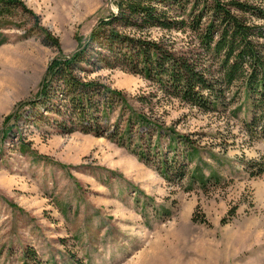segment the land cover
Here are the masks:
<instances>
[{
  "label": "rangeland",
  "instance_id": "374dc122",
  "mask_svg": "<svg viewBox=\"0 0 264 264\" xmlns=\"http://www.w3.org/2000/svg\"><path fill=\"white\" fill-rule=\"evenodd\" d=\"M13 4L0 24V264H264V173L249 172L264 163V143L245 126L253 94L225 83L220 57L199 47L198 31L151 35L208 70L207 109L121 67L78 65L77 75L122 91L129 108L160 125L121 139L122 125L111 139L121 107L102 121L103 134L67 132L62 83L52 82L48 101L38 92L50 61L71 56L116 11L113 0ZM244 18L264 43V19ZM42 28L59 46L41 41ZM142 95L147 103L136 101Z\"/></svg>",
  "mask_w": 264,
  "mask_h": 264
},
{
  "label": "trees",
  "instance_id": "16d2710c",
  "mask_svg": "<svg viewBox=\"0 0 264 264\" xmlns=\"http://www.w3.org/2000/svg\"><path fill=\"white\" fill-rule=\"evenodd\" d=\"M13 3L14 0H0V24L8 22L7 17L16 7ZM113 3L116 11L101 18L71 56L53 58L46 68L38 94L48 101L52 82L62 83L71 119L70 128H64L65 131L78 129L84 133L103 134L108 125L102 121L116 111V106L121 107L123 114H119L112 124V131L108 133L111 139L115 130L122 128L117 134L121 139H129L133 129L139 126L150 130L160 128L147 114L129 108L122 91L77 75L75 69L82 70L78 65L84 62L95 69L121 67L154 82L164 95L207 109L211 103L208 95L213 90L208 70H204L193 55L151 35L153 28L163 31L189 28L198 31L199 47L205 53L220 57L225 83L230 86L240 82L248 93L253 94V115L245 126L250 133L258 129L264 143V56L260 50L264 43L259 42L261 32H256L255 38L249 21L244 18L249 14L264 19V9L256 0H193L189 12H185L189 0H113ZM195 9L198 11L194 12ZM41 31L47 35L41 36L44 44L59 46L57 38L51 37L45 28ZM5 40L0 32V44ZM147 98L146 95L137 96L136 101L147 103ZM31 103L35 100L25 101V104ZM188 143V140L181 142L183 145ZM172 145L178 146L170 140L169 147ZM137 152L139 150L135 149ZM250 167L251 175L264 173V163L253 162ZM161 169H165L162 164Z\"/></svg>",
  "mask_w": 264,
  "mask_h": 264
}]
</instances>
